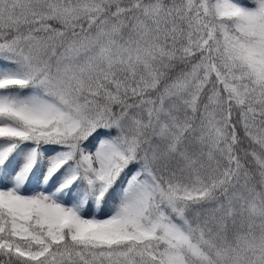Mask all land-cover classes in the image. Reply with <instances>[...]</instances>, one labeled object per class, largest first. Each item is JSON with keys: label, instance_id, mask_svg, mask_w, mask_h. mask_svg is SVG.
<instances>
[{"label": "snow or ice", "instance_id": "6c2138e0", "mask_svg": "<svg viewBox=\"0 0 264 264\" xmlns=\"http://www.w3.org/2000/svg\"><path fill=\"white\" fill-rule=\"evenodd\" d=\"M0 264H264V0H0Z\"/></svg>", "mask_w": 264, "mask_h": 264}]
</instances>
